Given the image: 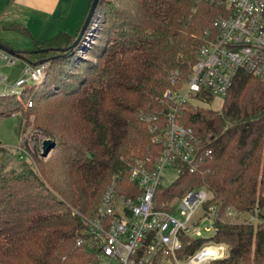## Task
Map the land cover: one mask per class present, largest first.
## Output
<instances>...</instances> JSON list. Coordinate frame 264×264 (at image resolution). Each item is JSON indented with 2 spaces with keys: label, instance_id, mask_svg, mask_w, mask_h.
<instances>
[{
  "label": "trees",
  "instance_id": "obj_1",
  "mask_svg": "<svg viewBox=\"0 0 264 264\" xmlns=\"http://www.w3.org/2000/svg\"><path fill=\"white\" fill-rule=\"evenodd\" d=\"M218 11L200 0H99L76 46L86 15L76 34L33 41L14 53L30 66H47L38 82L0 96V119H17L20 145L35 162L0 165V264L91 261L75 245L82 216L92 215L112 180L127 197L139 192L128 170L158 156L164 92L174 76L177 88L187 81L199 50L217 34ZM223 97L219 111L196 105L212 101L199 95L180 110L181 123L194 133L198 164L194 173L178 164L176 179L158 188L155 203L171 212L167 203L189 190L208 191L205 208L217 207L214 235L183 238L178 257L213 241L228 254L212 264H264V77L242 72ZM143 113L159 116L155 132ZM30 135L54 148L43 157ZM227 208L256 214L260 222H222Z\"/></svg>",
  "mask_w": 264,
  "mask_h": 264
},
{
  "label": "built area",
  "instance_id": "obj_2",
  "mask_svg": "<svg viewBox=\"0 0 264 264\" xmlns=\"http://www.w3.org/2000/svg\"><path fill=\"white\" fill-rule=\"evenodd\" d=\"M200 1L219 9L213 22L217 34L199 50L187 81L177 88L174 76L170 80L172 89L164 92L166 107L159 154L151 162H134L128 170V180L139 192L127 197L112 180L92 215L82 216L83 229L75 245L89 253L88 264H212L228 254L226 245L207 241L191 255H177L183 248V238L206 239L198 229L202 221H209L206 231L214 233L217 207L205 208L212 199L208 191L189 190L167 203L171 212L157 208L155 203L167 169L178 172L177 165L183 164L189 173H194L198 164L194 133L180 121L184 105L195 95L224 96L242 72L264 77V0ZM205 34L207 38L211 36L209 32ZM14 60L0 49V96L18 93L29 83L38 82L47 66L28 65L25 76L8 86L1 70ZM140 118L151 131L158 129V115L143 113ZM16 152L19 160L31 158L23 145ZM232 216L241 214L227 208L221 221L238 224L228 221ZM250 219L244 223L250 224Z\"/></svg>",
  "mask_w": 264,
  "mask_h": 264
},
{
  "label": "rangeland",
  "instance_id": "obj_3",
  "mask_svg": "<svg viewBox=\"0 0 264 264\" xmlns=\"http://www.w3.org/2000/svg\"><path fill=\"white\" fill-rule=\"evenodd\" d=\"M30 0H0V44L6 48H9L14 53H20L22 51L28 50L33 47V41H39L43 38H51L58 32V19L52 18V14H47L46 9L36 13L30 5ZM39 21L40 23H35ZM19 24L22 26V30H12L7 29L4 25ZM49 28V29H48ZM43 32L42 35L41 32ZM41 36V37H40ZM46 36V37H45ZM41 42V41H39ZM13 56V55H12ZM14 57V62L11 65H4L2 67V74L7 79L8 86H12L20 78L25 76V71L28 68V64L25 59ZM79 55L77 52L74 58L77 59ZM224 97L215 96L212 97L210 103H197L196 101H189L191 104H196L213 111H219L222 107ZM26 136V135H24ZM23 136V137H24ZM31 136V135H30ZM31 138L36 139L35 147L39 149L40 153L42 148V143L38 141L41 137ZM34 143V142H33ZM21 144L19 135L17 133V119L14 116L4 117L0 119V147H4V151H0V165H6V169L10 167H17L19 165V157L17 155L16 149ZM37 154V153H36ZM31 162L35 166L33 155L31 154ZM177 177V173L167 169L163 175V184H171ZM264 197V193L262 195ZM264 213V205L261 208ZM178 217V215L176 214ZM250 216L253 219H250ZM233 218H228V221L234 223H243L250 219V224L256 226L260 221L256 214L244 213L240 217L232 216ZM209 221H202L198 225V229L204 238L210 239L214 233L212 231L207 232L206 229L210 226ZM112 264H116L113 262Z\"/></svg>",
  "mask_w": 264,
  "mask_h": 264
},
{
  "label": "crops",
  "instance_id": "obj_4",
  "mask_svg": "<svg viewBox=\"0 0 264 264\" xmlns=\"http://www.w3.org/2000/svg\"><path fill=\"white\" fill-rule=\"evenodd\" d=\"M30 2L29 6L34 9L36 13L46 9L48 12L47 14H52V18L55 16V18L58 19L59 25L57 29L59 33L56 35L60 33H65L67 35L76 34L85 19L89 6V0H30ZM36 22L40 23L39 21H35V23ZM19 26L22 27L21 25ZM43 32L45 31L43 30L40 35H42ZM48 39L50 38H43L39 41Z\"/></svg>",
  "mask_w": 264,
  "mask_h": 264
},
{
  "label": "water",
  "instance_id": "obj_5",
  "mask_svg": "<svg viewBox=\"0 0 264 264\" xmlns=\"http://www.w3.org/2000/svg\"><path fill=\"white\" fill-rule=\"evenodd\" d=\"M98 1L99 0H92V2L90 4V7H89V10H88V13L86 15V19H85V21H84V23H83V25H82V27L80 29V32L78 34L77 39L75 40V42L73 44V47L76 46L79 43V41H80V39H81V37H82L85 29L87 28V26H88V24L90 22L91 16H92V14H93V12H94L97 4H98ZM7 52L10 55H14V52H12V51H7ZM53 148H54V144H53L52 141H50V140H44L43 143H42V148H41V151H42L41 154H42V156L43 157H46L49 154V152L51 151V149H53Z\"/></svg>",
  "mask_w": 264,
  "mask_h": 264
}]
</instances>
